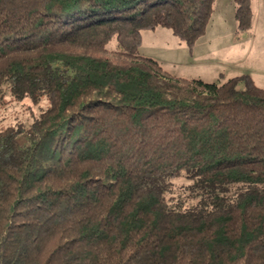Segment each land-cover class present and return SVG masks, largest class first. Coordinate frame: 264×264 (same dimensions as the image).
<instances>
[{"label": "trees", "instance_id": "16d2710c", "mask_svg": "<svg viewBox=\"0 0 264 264\" xmlns=\"http://www.w3.org/2000/svg\"><path fill=\"white\" fill-rule=\"evenodd\" d=\"M215 1L0 0V92L37 111L0 128V264H264V88L140 54Z\"/></svg>", "mask_w": 264, "mask_h": 264}, {"label": "rangeland", "instance_id": "374dc122", "mask_svg": "<svg viewBox=\"0 0 264 264\" xmlns=\"http://www.w3.org/2000/svg\"><path fill=\"white\" fill-rule=\"evenodd\" d=\"M252 1V25L237 30L233 0H216L214 12L192 50L166 27L142 31L140 54L157 60L171 75L223 83L250 75L264 88V0ZM36 109L29 102L14 100L0 92V128L16 121L28 123Z\"/></svg>", "mask_w": 264, "mask_h": 264}]
</instances>
